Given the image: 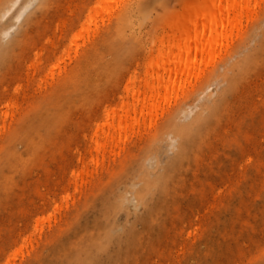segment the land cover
Wrapping results in <instances>:
<instances>
[{
  "label": "bare ground",
  "instance_id": "obj_1",
  "mask_svg": "<svg viewBox=\"0 0 264 264\" xmlns=\"http://www.w3.org/2000/svg\"><path fill=\"white\" fill-rule=\"evenodd\" d=\"M128 1L91 0L87 20L71 37L66 35L67 24L62 21V33L56 35L54 44L56 49L61 48L59 52L45 47L31 58L30 65L40 76L38 88L44 90L37 111L44 109L45 113L39 116L36 129H26L9 144L0 167L12 170L15 164H24L21 152H32L33 133L37 141H42V131H47L50 124L44 123L41 128V120L48 115L60 121L59 101L65 92L72 90L75 101L85 105L89 101L82 123L84 153L78 156L83 171L72 173L74 187L81 192L76 202L81 201L70 206L66 197L63 203L67 220H58L50 233L40 232L44 246L53 242L48 264H127L143 241L142 230L152 227L158 219L185 162L217 124L230 97L239 90V83L264 58L261 24L255 35L260 53L243 52L233 62L217 64L224 46L228 48L242 37L245 26L264 18V0H188L154 42L156 50H150L141 60L135 56L134 37L124 35L122 30L126 22L132 26V20L112 17L105 26L106 14L122 11ZM52 4L53 0H0V70L26 36L29 25ZM134 5H138L137 0ZM99 20L102 27L93 29ZM60 26L58 17L56 28ZM211 82L216 84L215 90H211ZM185 95L191 96V105L183 102ZM174 97L177 103L170 108ZM16 105L12 102L6 107L10 110ZM21 108L22 115H26L32 104ZM159 110L163 111L164 121L157 127ZM8 111L2 120L0 138L11 127L12 121L6 120L14 119ZM141 127L157 131L151 137L152 144L137 154L135 146L128 145ZM88 130H92L90 134ZM60 139L58 136L53 143L57 150L65 145ZM18 146L23 150L18 151ZM87 153L89 159L84 161ZM162 155L166 156L165 162ZM107 161L112 166H106ZM88 165L95 169L91 171ZM43 170L46 180L49 171L46 167ZM31 189L42 203L33 202L31 207L21 199L19 219L33 208L39 213L43 205L57 203L40 187ZM59 207L56 205L54 210ZM121 214L126 216L125 221H119ZM9 235V247H16L14 228ZM31 242L30 236H22L20 243L26 244L19 245L18 241V255H23ZM16 249L9 253L8 261Z\"/></svg>",
  "mask_w": 264,
  "mask_h": 264
},
{
  "label": "rangeland",
  "instance_id": "obj_2",
  "mask_svg": "<svg viewBox=\"0 0 264 264\" xmlns=\"http://www.w3.org/2000/svg\"><path fill=\"white\" fill-rule=\"evenodd\" d=\"M135 1L129 0L120 12L113 10L106 14L105 26L109 25L108 19L112 17L132 20V26L126 22L122 30L124 35L134 37L135 56L141 60L150 50H156L154 42L182 12L188 0H137L139 8L134 5ZM90 2L53 0L52 6L29 25L26 36L0 70V128L9 110L6 105L17 102L8 111L9 116H14V119L6 120L12 121L11 127L0 138V162L7 154L9 144L26 129H36L39 116L41 118L45 113L44 109L37 111L36 107L39 99L41 101L44 97V90L38 88L41 87L37 83L40 76L30 65L33 54L45 47L59 52L61 48L56 49L54 44L56 35L62 33V21L67 24L64 32L71 37L79 28L82 29V23L87 20ZM141 14H144L143 19ZM58 17L61 26L56 28ZM261 24H264L263 16L252 26H245L242 37L230 43L228 48H222L217 64L233 62L236 55L243 52L260 53V42L255 35ZM98 27H102V20L92 28ZM69 63L67 60L66 65ZM209 86L211 90L216 89L214 82ZM182 98L185 105L193 102L189 95ZM176 100L174 97L170 108L177 103ZM59 102L60 121L56 122L57 119L48 115L41 120V128H44V123L50 124L47 131H42V141H37V134L33 133L31 140L35 144L32 152L29 155L26 151L21 152L24 153V164L19 167L15 164L12 170L0 167V264H48L53 242L44 246L39 238L40 232L50 233L58 220H67L68 211L63 203L66 197L70 206L81 198V192L74 187L72 173L81 171L83 167L78 156L84 153L82 123L89 111V101L86 105L75 101V92L70 90ZM30 103L31 111L22 115L21 106L27 108ZM162 115L163 111L159 110L158 117L155 116L157 127L164 121ZM156 131L154 127H141L128 146L134 145L135 153L139 154L152 144L151 137ZM58 136L65 142L60 150L53 144ZM22 150L18 146V151ZM168 156H171V151ZM83 158L84 161L89 159V154ZM161 160L165 162L166 156L162 155ZM106 166L112 164L107 161ZM44 167L49 171L46 180ZM88 168L91 171L95 169L91 165ZM31 187H40L44 193H50L51 199H56L57 203L46 202L39 213L37 208H33L31 213L19 219L21 199L30 206L33 202L37 205L42 203ZM58 204L59 210L55 211ZM125 219L124 214L119 216V221ZM129 219L133 221L134 216ZM12 228L17 244L13 248L9 247V230ZM142 231L143 241L127 264H264V58L239 83V90L230 97L229 105L217 124L185 162L158 219L152 227ZM22 236H30L32 242L23 255H18V246L26 244L20 243ZM15 249V256L8 261L9 253H14Z\"/></svg>",
  "mask_w": 264,
  "mask_h": 264
}]
</instances>
